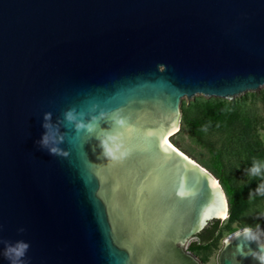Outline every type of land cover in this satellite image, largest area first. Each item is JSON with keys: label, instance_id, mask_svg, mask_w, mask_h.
<instances>
[{"label": "water", "instance_id": "obj_1", "mask_svg": "<svg viewBox=\"0 0 264 264\" xmlns=\"http://www.w3.org/2000/svg\"><path fill=\"white\" fill-rule=\"evenodd\" d=\"M262 86L264 0H0V241L25 264H202L189 243L229 199L175 146L183 99ZM46 113L67 155L38 143ZM239 243L218 264H258Z\"/></svg>", "mask_w": 264, "mask_h": 264}, {"label": "rangeland", "instance_id": "obj_2", "mask_svg": "<svg viewBox=\"0 0 264 264\" xmlns=\"http://www.w3.org/2000/svg\"><path fill=\"white\" fill-rule=\"evenodd\" d=\"M263 98L264 86L257 91H250L233 99L203 96L195 97L190 102L189 99L184 98L182 116L186 113L190 119L199 118L208 106L225 104L237 115V120L234 125L225 129L201 127L191 131L189 128L183 129L184 124L181 118V128L175 139L176 148L215 176L210 170L214 162V155L208 148L210 145L215 153L220 155L224 175L229 177L235 186L244 184L250 178L247 167L249 152L252 150L258 153L261 148L264 152ZM215 178L217 179L216 176ZM246 201L245 211L231 223L229 222V210L228 219L221 223L211 241L200 243L199 238H194L189 243V251L191 245H201L200 249L191 252L202 264H218V256L224 245V239L236 230L245 226L264 229V200L259 201L247 195Z\"/></svg>", "mask_w": 264, "mask_h": 264}, {"label": "trees", "instance_id": "obj_3", "mask_svg": "<svg viewBox=\"0 0 264 264\" xmlns=\"http://www.w3.org/2000/svg\"><path fill=\"white\" fill-rule=\"evenodd\" d=\"M264 102V98H263ZM237 120V115L230 110L228 105H210L206 108L203 115L199 118L190 119L186 113H183L182 121L184 124L183 129L189 128L191 131H195L201 127H210L225 129L234 125ZM209 150L214 155V162L210 170L220 181L226 195L229 199V222H233L239 214L243 213L247 207L246 196L251 195L254 199L262 201L264 200V168L261 169L259 175H252L250 173V178L247 182L240 186H235L229 177L224 175L223 168L220 162V155L215 153V151L208 146ZM251 150V149H250ZM264 152L261 148L258 153L254 151L249 152V157L247 160V167L252 168L254 162H260L264 164ZM259 189V191H258ZM221 225V221H213L210 225L197 236L200 239V243H206L211 241L215 234L218 232ZM201 248V245H191L189 247L190 251H196Z\"/></svg>", "mask_w": 264, "mask_h": 264}, {"label": "clouds", "instance_id": "obj_4", "mask_svg": "<svg viewBox=\"0 0 264 264\" xmlns=\"http://www.w3.org/2000/svg\"><path fill=\"white\" fill-rule=\"evenodd\" d=\"M45 123L42 127L45 129L44 135L41 137V140L38 142L42 148H46L49 151L50 155H67V153L62 152L58 147H49L50 143H56L57 138L59 142L63 141V136L59 135V129L56 128L53 130V126L48 123L51 120V113H46L44 116ZM65 120L67 122H72L74 120L73 114L68 112L65 114ZM117 126H122V120L115 121ZM86 127L83 124H77L76 130L79 131L81 128ZM88 131L92 132L93 128L88 127ZM114 137L108 136L105 139H100L99 146L103 149L102 156L106 157L108 160L116 159L117 152L119 151L118 145H113L112 141ZM122 155V154H121ZM264 168V164L260 162H254L249 172L252 175H259L261 169ZM259 191V189H258ZM222 220L228 219L227 211L224 212L222 216L219 217ZM24 229H20V232H23ZM233 241H239L236 251L244 256L250 255L258 264H264V229L257 227L253 229L252 227L245 226L240 230H236L234 233L227 236L223 243L225 246H230ZM255 242L257 244L256 251L245 252L244 246ZM0 243L5 244L3 251L4 257L9 261V264H25V257L28 252L30 245L23 240L16 241L14 244L9 242L0 241Z\"/></svg>", "mask_w": 264, "mask_h": 264}, {"label": "bare ground", "instance_id": "obj_5", "mask_svg": "<svg viewBox=\"0 0 264 264\" xmlns=\"http://www.w3.org/2000/svg\"><path fill=\"white\" fill-rule=\"evenodd\" d=\"M178 149V148H177ZM179 150V149H178ZM180 151V150H179ZM181 153H183L182 151H180ZM184 154V153H183ZM185 155V154H184ZM187 156V155H186ZM188 157V156H187ZM215 183L219 184L218 181H214Z\"/></svg>", "mask_w": 264, "mask_h": 264}, {"label": "snow or ice", "instance_id": "obj_6", "mask_svg": "<svg viewBox=\"0 0 264 264\" xmlns=\"http://www.w3.org/2000/svg\"><path fill=\"white\" fill-rule=\"evenodd\" d=\"M224 213H222V215H223Z\"/></svg>", "mask_w": 264, "mask_h": 264}]
</instances>
